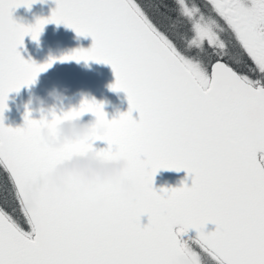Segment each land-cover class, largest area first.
Instances as JSON below:
<instances>
[{
  "label": "snow or ice",
  "instance_id": "1",
  "mask_svg": "<svg viewBox=\"0 0 264 264\" xmlns=\"http://www.w3.org/2000/svg\"><path fill=\"white\" fill-rule=\"evenodd\" d=\"M36 2L0 0V169L22 211L18 220L0 210V264H174L182 256L205 264L193 240L213 264H264V0H205L207 14L174 0L166 27L137 0H54L51 15L33 24L14 18ZM50 23L91 37V46L43 64L26 60L25 37L38 43ZM234 48L253 75L223 62L239 59ZM57 59L110 65L111 90L126 94L128 110L108 119L102 102L85 98L59 114L41 109L39 119L27 110L23 126H5L9 94L33 85ZM89 113L86 137L57 149L42 137ZM97 141L107 147L97 149ZM89 152L126 160L124 179L138 185V196L73 184L67 193L46 186L29 195L57 165ZM161 169L184 170L191 184L157 189ZM100 201L106 206L96 210ZM209 223L214 231H205ZM190 229L195 237L185 238Z\"/></svg>",
  "mask_w": 264,
  "mask_h": 264
},
{
  "label": "water",
  "instance_id": "2",
  "mask_svg": "<svg viewBox=\"0 0 264 264\" xmlns=\"http://www.w3.org/2000/svg\"><path fill=\"white\" fill-rule=\"evenodd\" d=\"M56 7L54 0H43L32 4L31 8L20 7L13 13L14 18L24 24H33L37 18H44L51 15ZM91 37L77 36L71 28L63 24H47L39 37V42H35L30 36L25 37L24 46L20 49L21 55L27 60L31 58L38 64L48 61L49 57H60L69 54L75 49H87L91 46ZM115 81V75L110 65L96 63L94 61H67L60 62L58 59L47 71L39 74L36 82L31 86L20 89L19 92L9 94L7 100L8 108L4 112V124L9 127H21L24 124V114L31 111L33 119H39L41 109L47 114L55 110L58 114L71 108H78L83 99H95L102 102L104 111L108 119L118 118L119 114L128 110L129 104L127 96L123 91L111 90V85ZM55 90L62 96V100L55 101L49 93ZM39 98V99H37ZM43 100V103L39 101ZM133 117L138 118V113L133 112ZM81 120L85 123L94 122L92 114H85ZM48 133V131H47ZM48 136L53 142L59 140L61 136L60 126L57 127L54 136ZM53 149L54 147L49 145ZM97 149L106 148L107 144L97 141L94 145ZM76 158V157H74ZM74 158L57 165L48 175L55 170L71 162ZM181 181L191 184V177L181 170L161 169L154 178V187L172 188L180 187ZM1 210V209H0ZM142 223H147V217L141 218ZM215 225L209 223L205 231H214ZM188 234L195 237L196 232L190 229Z\"/></svg>",
  "mask_w": 264,
  "mask_h": 264
},
{
  "label": "clouds",
  "instance_id": "3",
  "mask_svg": "<svg viewBox=\"0 0 264 264\" xmlns=\"http://www.w3.org/2000/svg\"><path fill=\"white\" fill-rule=\"evenodd\" d=\"M55 100H62V96L55 90L49 93ZM39 99V98H37ZM43 103V100L39 101ZM91 131L90 123L81 119L66 121L60 125L61 136L53 142L48 136L47 130H42V137L48 145L61 147L66 142L74 139H82ZM128 170V162L124 159L106 161L93 152L84 156L76 157L71 162L58 167L54 173L36 181L30 185L29 195L33 196L46 186L61 193L69 191L68 185H76L80 191H92L99 186L111 185L118 190L124 200H130L138 196V185L135 182L124 179ZM106 206L104 201L94 205L96 210ZM174 264H196L194 257H178Z\"/></svg>",
  "mask_w": 264,
  "mask_h": 264
},
{
  "label": "rangeland",
  "instance_id": "4",
  "mask_svg": "<svg viewBox=\"0 0 264 264\" xmlns=\"http://www.w3.org/2000/svg\"><path fill=\"white\" fill-rule=\"evenodd\" d=\"M137 2L144 7L146 13L150 16V18H152L157 23H165L164 22L165 17L175 18L176 16V6L174 0H137ZM187 2L189 4L195 3L199 5L202 8V10L205 12V14L208 13V9L204 7L205 0H187ZM156 5H166L167 7H156ZM165 27H166V23H165ZM181 31H183L182 28ZM237 50L239 49L237 48ZM232 51L233 52L236 51L235 48L232 49ZM244 56L245 59L250 63L249 65L250 67L251 66L250 60L247 58L245 54ZM224 58L232 63L235 62V60L231 59L228 56H225ZM213 60H215V57H213ZM247 74L250 76L252 75L251 72H248ZM1 189H3V187L0 188V209L12 216L14 215L15 219L22 220V218L18 215V208L16 202H14L12 198L10 199L5 198V196L2 194ZM19 210L21 211L20 208ZM24 226L26 227V225ZM185 238H187V235L185 236ZM190 245L193 248V250L196 251L202 257V259L205 261V264H213L211 258L208 257L206 254H204L202 249H200L199 246L196 245L194 241H190Z\"/></svg>",
  "mask_w": 264,
  "mask_h": 264
},
{
  "label": "trees",
  "instance_id": "5",
  "mask_svg": "<svg viewBox=\"0 0 264 264\" xmlns=\"http://www.w3.org/2000/svg\"><path fill=\"white\" fill-rule=\"evenodd\" d=\"M3 187L2 194L5 196V198L10 199L12 198L14 202L17 204L18 208V215L22 218V211L19 210V204L18 200L14 198V189L12 187L11 181L8 178V176L3 172L2 169H0V188ZM17 216V215H15ZM14 217V215H13Z\"/></svg>",
  "mask_w": 264,
  "mask_h": 264
},
{
  "label": "flooded vegetation",
  "instance_id": "6",
  "mask_svg": "<svg viewBox=\"0 0 264 264\" xmlns=\"http://www.w3.org/2000/svg\"><path fill=\"white\" fill-rule=\"evenodd\" d=\"M170 33L172 31H175V29H168ZM236 51L233 53L239 57L238 60H235V62H230L229 60L223 59V62L228 63L229 66L233 67L236 71L240 72L241 74H247L250 69L249 65L250 63L245 59V56L243 53H241L237 48H235ZM245 59V60H244ZM253 75V74H252Z\"/></svg>",
  "mask_w": 264,
  "mask_h": 264
}]
</instances>
